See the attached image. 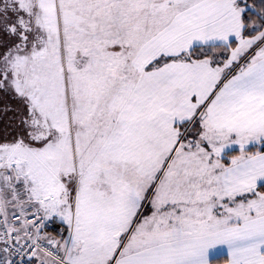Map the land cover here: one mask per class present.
Masks as SVG:
<instances>
[{"label":"snow or ice","instance_id":"6c2138e0","mask_svg":"<svg viewBox=\"0 0 264 264\" xmlns=\"http://www.w3.org/2000/svg\"><path fill=\"white\" fill-rule=\"evenodd\" d=\"M0 264H264V0H0Z\"/></svg>","mask_w":264,"mask_h":264}]
</instances>
